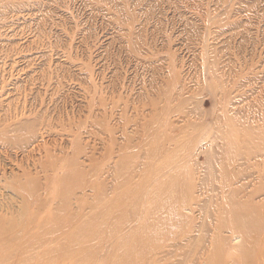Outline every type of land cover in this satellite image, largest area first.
<instances>
[{
  "label": "rangeland",
  "instance_id": "374dc122",
  "mask_svg": "<svg viewBox=\"0 0 264 264\" xmlns=\"http://www.w3.org/2000/svg\"><path fill=\"white\" fill-rule=\"evenodd\" d=\"M243 137L264 158V0H0V264L193 263L153 172Z\"/></svg>",
  "mask_w": 264,
  "mask_h": 264
},
{
  "label": "bare ground",
  "instance_id": "6f19581e",
  "mask_svg": "<svg viewBox=\"0 0 264 264\" xmlns=\"http://www.w3.org/2000/svg\"><path fill=\"white\" fill-rule=\"evenodd\" d=\"M247 143L248 138L243 137L237 158L233 160L206 158L191 174L187 187L175 180L176 171L153 172L162 180L157 182L155 176L150 181L149 192H154L151 205L162 200L173 203L175 216L191 222L190 229L194 234L189 238L192 236L195 240L197 237L202 243L201 252L192 253L191 264H264L263 148L244 145ZM200 152L209 156L224 153L225 158L226 154L231 156L233 153L229 145L218 150L205 147ZM185 235L184 239H188ZM184 250L185 253L188 251Z\"/></svg>",
  "mask_w": 264,
  "mask_h": 264
}]
</instances>
